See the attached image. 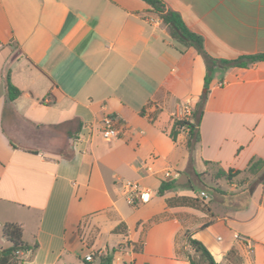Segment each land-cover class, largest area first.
Masks as SVG:
<instances>
[{
  "label": "crops",
  "instance_id": "0c3cea01",
  "mask_svg": "<svg viewBox=\"0 0 264 264\" xmlns=\"http://www.w3.org/2000/svg\"><path fill=\"white\" fill-rule=\"evenodd\" d=\"M159 1L210 57L264 54V0ZM204 76L141 0H0V250L15 223L36 246L18 264H189L186 234L216 264H264V167L245 171L264 161V60L215 71L190 152L187 130L170 134ZM104 117L117 139L103 140ZM218 169L238 174L215 180ZM127 181L145 202H130Z\"/></svg>",
  "mask_w": 264,
  "mask_h": 264
},
{
  "label": "trees",
  "instance_id": "16d2710c",
  "mask_svg": "<svg viewBox=\"0 0 264 264\" xmlns=\"http://www.w3.org/2000/svg\"><path fill=\"white\" fill-rule=\"evenodd\" d=\"M149 6V11L156 14L162 24L167 27L169 34L178 44L185 47H193L196 52L201 56L205 64V76H204V89L205 93L200 97V105L196 107L186 119L175 120L170 136L175 139L177 132L181 129H186L189 134L188 150L191 152L193 147L199 141L198 127L203 115V103L208 92L209 84L212 80L215 71L220 70L224 72L233 67H248L252 63L263 61L264 54L257 56H248L238 58L236 60H223L210 57L203 48V40L200 36L191 33L183 24L180 16L165 7V5L159 0H141ZM178 30L184 39L180 38L176 33ZM6 91L7 102L10 103L20 95V91L14 88L10 81L9 76H6ZM9 110V108H6ZM207 164V162H206ZM264 167V161L252 160L245 170L248 174L256 175ZM238 172H224L220 169L213 173L215 180L224 179L227 182L231 181L232 177L237 175ZM196 177L200 175L195 174ZM264 184V174L260 178ZM177 185L175 182L161 183L158 189V194L163 195L164 192L175 188ZM198 199H179L175 204L199 207ZM2 236L9 243V246L3 250H0V264H18V254L28 250H34L36 246L30 247L22 240V227L15 223H5L2 225ZM186 246L192 251V254L186 252V258L189 264H216L208 250L197 240L192 239L189 234L185 235ZM111 258L109 255L102 256L99 264H110Z\"/></svg>",
  "mask_w": 264,
  "mask_h": 264
},
{
  "label": "built area",
  "instance_id": "2783aa9c",
  "mask_svg": "<svg viewBox=\"0 0 264 264\" xmlns=\"http://www.w3.org/2000/svg\"><path fill=\"white\" fill-rule=\"evenodd\" d=\"M150 21L154 23L157 20L151 19ZM190 113L191 112L188 107H183L180 109V111L177 114L174 115V117H176L177 120H180L183 118L186 119L190 116ZM100 133H101L103 140L105 141L115 140L119 137V130L118 128H116L114 120L111 119L110 117H104L102 119ZM164 177L175 179L178 177V175L176 173L170 174L166 172L164 174ZM124 187L127 189L130 202H133L135 198H138L141 202H145L147 200V198H144V195L139 192L138 185L135 182L127 181L125 182ZM92 260H93L92 252H89L84 256L85 262L90 263L92 262Z\"/></svg>",
  "mask_w": 264,
  "mask_h": 264
},
{
  "label": "water",
  "instance_id": "95a60500",
  "mask_svg": "<svg viewBox=\"0 0 264 264\" xmlns=\"http://www.w3.org/2000/svg\"><path fill=\"white\" fill-rule=\"evenodd\" d=\"M175 31L179 35L180 38L184 39V37L181 35V33L178 30L175 29ZM176 184L181 185V184H183V182L180 179V180H177Z\"/></svg>",
  "mask_w": 264,
  "mask_h": 264
}]
</instances>
